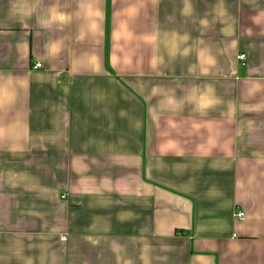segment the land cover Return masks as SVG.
Masks as SVG:
<instances>
[{"label": "crops", "instance_id": "obj_1", "mask_svg": "<svg viewBox=\"0 0 264 264\" xmlns=\"http://www.w3.org/2000/svg\"><path fill=\"white\" fill-rule=\"evenodd\" d=\"M0 264H264V0H0Z\"/></svg>", "mask_w": 264, "mask_h": 264}, {"label": "built area", "instance_id": "obj_2", "mask_svg": "<svg viewBox=\"0 0 264 264\" xmlns=\"http://www.w3.org/2000/svg\"><path fill=\"white\" fill-rule=\"evenodd\" d=\"M239 60L243 63V62H246L247 60V57L246 55L242 54L239 56ZM42 69V65L40 64H37L35 67H34V70H41ZM235 218L236 220L238 221H244L245 220V213L242 212V211H238L236 212L235 214Z\"/></svg>", "mask_w": 264, "mask_h": 264}]
</instances>
